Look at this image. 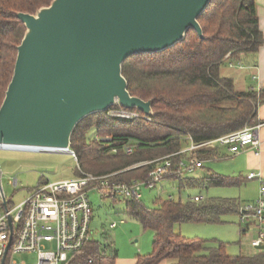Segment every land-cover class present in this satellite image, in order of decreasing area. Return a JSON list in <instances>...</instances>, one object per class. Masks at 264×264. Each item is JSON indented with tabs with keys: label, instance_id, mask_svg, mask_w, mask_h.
Here are the masks:
<instances>
[{
	"label": "trees",
	"instance_id": "trees-1",
	"mask_svg": "<svg viewBox=\"0 0 264 264\" xmlns=\"http://www.w3.org/2000/svg\"><path fill=\"white\" fill-rule=\"evenodd\" d=\"M51 1L0 0V106L25 32L13 13L34 14ZM198 23L204 39L189 29L181 43L162 52L130 57L122 64L129 94L152 100L155 115L148 117L139 112V118L123 120L110 118L106 111L81 121L71 136L70 149L84 173L119 172L114 177L116 181H144L152 165L129 168L180 152L187 142L200 144L256 125V109L264 104V89L237 91L232 79L220 74L225 62L254 64L250 60L264 44L256 1L210 0ZM92 129L96 136L90 140L88 132ZM126 146L133 148L131 155L125 154ZM213 151L201 149L193 155L203 160L211 158ZM185 156L171 159L174 163ZM236 184V179L218 175L205 181H179V187L189 188ZM105 196L108 195L101 193V197ZM239 210L235 198H206L201 202L155 200L151 207H146L141 199L126 201V213L153 232L151 251L137 256V264H264L262 251L248 257L230 256L223 245L211 247L206 241L185 238L174 229V225L182 223L218 224L223 216L238 215ZM115 260L116 251L110 244L103 246L92 240L64 264H115Z\"/></svg>",
	"mask_w": 264,
	"mask_h": 264
},
{
	"label": "water",
	"instance_id": "water-1",
	"mask_svg": "<svg viewBox=\"0 0 264 264\" xmlns=\"http://www.w3.org/2000/svg\"><path fill=\"white\" fill-rule=\"evenodd\" d=\"M209 1L52 0L14 12L25 32L0 106V150L68 151L81 121L117 105L154 116L152 100L129 94L122 64L181 43L189 29L204 39ZM0 198L5 208L1 185Z\"/></svg>",
	"mask_w": 264,
	"mask_h": 264
},
{
	"label": "built area",
	"instance_id": "built-area-1",
	"mask_svg": "<svg viewBox=\"0 0 264 264\" xmlns=\"http://www.w3.org/2000/svg\"><path fill=\"white\" fill-rule=\"evenodd\" d=\"M228 66L240 67V63L229 62ZM108 116L113 119L133 120L139 118L140 113L117 105L108 110ZM255 128L244 127L200 144L190 142L185 150L137 163L129 168L152 165V170L147 173L144 181L126 183L114 180L119 172L93 175L79 169L80 176L74 180L44 183L29 198L11 208L6 202V207L0 212V264L3 258L4 264H7L10 256L22 253L35 254V264H64L71 255L91 241L90 223L93 210L88 198L89 192H97L100 197L104 193L112 197H122L126 201L140 200L142 187L152 189L164 178L182 179L184 175L201 169L204 161L193 155L196 150L223 147L233 155L245 150L258 153L260 142ZM53 152L69 154L77 162L71 149L65 151L66 153ZM124 152L131 155L133 148L126 146ZM182 155L186 156L173 163L172 157ZM246 180L259 183V194L254 202L239 210V224L245 225L250 220L258 226V237L251 241V246L255 249L263 247V250L258 251L264 252V177L259 173H249ZM190 200L201 202L203 199L195 196ZM115 227L116 224L113 223L111 228Z\"/></svg>",
	"mask_w": 264,
	"mask_h": 264
},
{
	"label": "rangeland",
	"instance_id": "rangeland-1",
	"mask_svg": "<svg viewBox=\"0 0 264 264\" xmlns=\"http://www.w3.org/2000/svg\"><path fill=\"white\" fill-rule=\"evenodd\" d=\"M241 65L243 64L240 63ZM244 72L245 74L237 68L229 69L227 64H223L220 69V74L224 77L240 74L248 77V72ZM245 88L242 84L235 87L237 91L245 90ZM95 136L94 129L88 132L90 140ZM77 169H79L77 162L69 154H59L53 151L39 153L0 150V185L9 208L29 198L44 183L74 180L80 176L81 169L79 172ZM192 176L184 175L182 178ZM179 181L178 178L168 177L160 180L152 189L142 187L141 202L146 207H151L155 200L172 199L185 202L194 195H201L204 198L216 196L212 194L216 188L208 190L203 187H179ZM227 191L232 196H236L238 187L225 190ZM88 198L93 210L90 223L91 241H98L103 246L110 244L116 254L121 256L136 255L139 248L151 246L153 232L145 230L139 221L126 213L124 198L100 197L99 193L93 191L88 193ZM221 220L222 222L218 224H176L174 229L185 238L206 241L211 247L223 245L226 254L230 256L248 257L257 253V249L251 246V241L258 237V231L242 233L244 225L239 224L238 215H226ZM113 223L116 224L115 228H111ZM35 262L36 255L28 253L13 255L7 260V264H35Z\"/></svg>",
	"mask_w": 264,
	"mask_h": 264
},
{
	"label": "crops",
	"instance_id": "crops-1",
	"mask_svg": "<svg viewBox=\"0 0 264 264\" xmlns=\"http://www.w3.org/2000/svg\"><path fill=\"white\" fill-rule=\"evenodd\" d=\"M256 1V13L258 17L259 29L264 37V0H255ZM254 64L246 66L245 64L240 67H229V69L237 68L240 72H248V77L244 74L239 76H228L232 79L234 86L236 87L239 84L248 88H253L254 90L264 89V44L258 50V53L250 60ZM224 64H227L226 62ZM236 76V77H235ZM256 119L257 123L254 125L255 134L260 142V151L255 153L253 150H245L238 154H231L226 148L219 147L213 151V156L211 158L203 159V167L194 171L191 179L198 181H205L211 176H224L237 180V184L231 187H209L205 189L216 188L215 191H212V198H235L239 201V209L243 208L245 205L254 202L258 198L259 194V183L257 181H247L246 176L249 173H259L264 177V104H261L256 109ZM189 142H187L183 150L187 149ZM188 178V177H186ZM199 187V186H195ZM201 187V186H200ZM238 187V194L232 196L229 191L225 190ZM240 192V193H239ZM202 197L201 195H194ZM239 216V214H238ZM258 231V226L253 222L248 220L242 233L247 231ZM254 232V231H253ZM151 251V246H145L144 248H139L138 253L129 254V255H119L116 254L115 264H137V256H144ZM258 252V250H257ZM159 264H168L167 261H162Z\"/></svg>",
	"mask_w": 264,
	"mask_h": 264
}]
</instances>
